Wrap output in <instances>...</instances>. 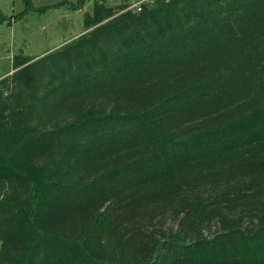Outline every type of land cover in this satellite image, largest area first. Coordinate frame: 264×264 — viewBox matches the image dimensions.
I'll return each instance as SVG.
<instances>
[{
  "label": "trees",
  "instance_id": "16d2710c",
  "mask_svg": "<svg viewBox=\"0 0 264 264\" xmlns=\"http://www.w3.org/2000/svg\"><path fill=\"white\" fill-rule=\"evenodd\" d=\"M140 8L0 78V264H264V0Z\"/></svg>",
  "mask_w": 264,
  "mask_h": 264
},
{
  "label": "rangeland",
  "instance_id": "374dc122",
  "mask_svg": "<svg viewBox=\"0 0 264 264\" xmlns=\"http://www.w3.org/2000/svg\"><path fill=\"white\" fill-rule=\"evenodd\" d=\"M30 2L32 9L19 14L26 7L25 0H0V66L1 71L13 67L8 74L16 70L13 66L16 56H42L85 32L84 13L91 11L95 2L127 3L134 7L143 2L152 4L154 0H86L82 4L79 0ZM3 64L7 65L5 69Z\"/></svg>",
  "mask_w": 264,
  "mask_h": 264
},
{
  "label": "crops",
  "instance_id": "0c3cea01",
  "mask_svg": "<svg viewBox=\"0 0 264 264\" xmlns=\"http://www.w3.org/2000/svg\"><path fill=\"white\" fill-rule=\"evenodd\" d=\"M7 67V65L6 64H3V69H5ZM2 69H1V66H0V78H2V76H5L6 74H8V72H11L12 70H13V67H11V68H7L6 70H3V71H1Z\"/></svg>",
  "mask_w": 264,
  "mask_h": 264
},
{
  "label": "built area",
  "instance_id": "2783aa9c",
  "mask_svg": "<svg viewBox=\"0 0 264 264\" xmlns=\"http://www.w3.org/2000/svg\"><path fill=\"white\" fill-rule=\"evenodd\" d=\"M134 7H136L137 10H140V9H141V8H140V5H136V6H134Z\"/></svg>",
  "mask_w": 264,
  "mask_h": 264
}]
</instances>
